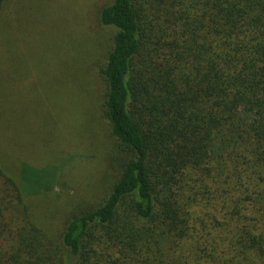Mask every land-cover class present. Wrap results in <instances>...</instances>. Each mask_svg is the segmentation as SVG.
Returning <instances> with one entry per match:
<instances>
[{"label": "trees", "instance_id": "obj_1", "mask_svg": "<svg viewBox=\"0 0 264 264\" xmlns=\"http://www.w3.org/2000/svg\"><path fill=\"white\" fill-rule=\"evenodd\" d=\"M99 20L118 176L49 238L0 99V264H264V0H108Z\"/></svg>", "mask_w": 264, "mask_h": 264}, {"label": "rangeland", "instance_id": "obj_2", "mask_svg": "<svg viewBox=\"0 0 264 264\" xmlns=\"http://www.w3.org/2000/svg\"><path fill=\"white\" fill-rule=\"evenodd\" d=\"M107 1L6 0L0 18V99L20 132L19 161L48 188L26 199L29 220L55 241L71 217L103 201L124 157L101 109Z\"/></svg>", "mask_w": 264, "mask_h": 264}]
</instances>
